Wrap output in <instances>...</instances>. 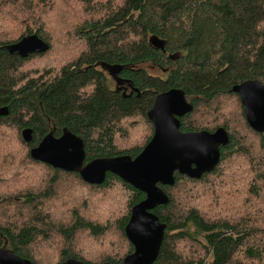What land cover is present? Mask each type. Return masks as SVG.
Returning <instances> with one entry per match:
<instances>
[{"label": "trees", "instance_id": "16d2710c", "mask_svg": "<svg viewBox=\"0 0 264 264\" xmlns=\"http://www.w3.org/2000/svg\"><path fill=\"white\" fill-rule=\"evenodd\" d=\"M28 34L48 49L6 51ZM61 54L74 59L46 66ZM247 79L264 83V0H0V246L32 264L121 262L133 251L124 227L145 194L109 172L85 182L30 149L67 127L86 161L135 157L153 134L155 96L180 88L193 105L180 129L224 127L229 141L212 171L159 184L168 202L153 212L166 229L152 264H264V132L231 91Z\"/></svg>", "mask_w": 264, "mask_h": 264}, {"label": "water", "instance_id": "95a60500", "mask_svg": "<svg viewBox=\"0 0 264 264\" xmlns=\"http://www.w3.org/2000/svg\"><path fill=\"white\" fill-rule=\"evenodd\" d=\"M151 42L154 46L162 47L157 39H151ZM4 47L10 54L25 57L46 51L48 44L36 34H28ZM231 91L239 95L248 125L257 132H264V83L257 79H247L234 84ZM192 109V103L180 88H170L157 94L147 111L148 119L153 124V134L135 157L124 154L86 161L82 138L67 127L62 128L59 136H55L51 130L30 149L33 159L64 171L78 172L85 182L99 184L109 172L145 194L131 208L124 227L133 251L119 263L100 264H152L158 256L166 229V224L153 212L156 206L168 202V196L159 184L173 185L175 172L199 178L218 164L220 147L229 141L228 132L224 127L214 131L181 130L180 118ZM5 114L7 108L1 107L0 115ZM21 136L25 142H30L31 128H24ZM0 264L32 263L11 249L0 246ZM60 264L89 263L68 258Z\"/></svg>", "mask_w": 264, "mask_h": 264}, {"label": "rangeland", "instance_id": "374dc122", "mask_svg": "<svg viewBox=\"0 0 264 264\" xmlns=\"http://www.w3.org/2000/svg\"><path fill=\"white\" fill-rule=\"evenodd\" d=\"M65 50H66V49H65ZM59 56H61V57H60V59L58 60V62H56V63L52 66V63L54 62V60H53L49 55H46V56H45V62L47 63L46 66H51V67H53V68L56 69V66H57V68H58L59 66L64 65V64H66V63H68V62H70V61H72V60L74 59L73 57L68 58V57H66V56H62V54L59 55ZM151 72H152V73H160V69H159L158 67H155V68L151 69Z\"/></svg>", "mask_w": 264, "mask_h": 264}, {"label": "flooded vegetation", "instance_id": "af4514ba", "mask_svg": "<svg viewBox=\"0 0 264 264\" xmlns=\"http://www.w3.org/2000/svg\"><path fill=\"white\" fill-rule=\"evenodd\" d=\"M101 69H102V71H104L105 73H107V76L109 77V83L112 86V88L115 89V90H119V87L120 86L119 85H116L115 86V81H114V78L116 77L115 71H110V70L106 69L105 67L104 68H101ZM124 91H126V90H124ZM24 128H26V127H24ZM24 128H22V130Z\"/></svg>", "mask_w": 264, "mask_h": 264}]
</instances>
